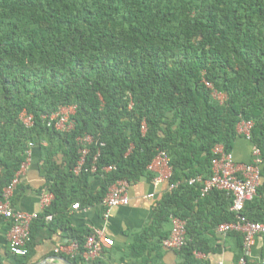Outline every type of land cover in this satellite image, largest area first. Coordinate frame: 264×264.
<instances>
[{
    "label": "trees",
    "instance_id": "1",
    "mask_svg": "<svg viewBox=\"0 0 264 264\" xmlns=\"http://www.w3.org/2000/svg\"><path fill=\"white\" fill-rule=\"evenodd\" d=\"M62 107L75 108L69 132L42 118ZM23 111L33 116L30 128L20 121ZM242 122L252 123L261 178L243 215L264 223V0H0V198L37 146L54 199L36 221L51 215L80 248L91 232L70 226L69 206L101 204L117 181L152 177L147 168L164 152L175 188L130 258L146 264L174 216L186 221L180 264H208L195 254L215 252L206 236L234 221L232 200L221 191L202 198V184L189 181L211 178L214 148L232 154ZM84 135L104 146H90L85 168L99 153L96 172L75 176L76 140ZM91 176L103 177L95 194L86 191ZM230 235L241 248V235Z\"/></svg>",
    "mask_w": 264,
    "mask_h": 264
},
{
    "label": "crops",
    "instance_id": "2",
    "mask_svg": "<svg viewBox=\"0 0 264 264\" xmlns=\"http://www.w3.org/2000/svg\"><path fill=\"white\" fill-rule=\"evenodd\" d=\"M253 152L254 148L251 142L244 135H240L235 140L232 155L237 165L252 163ZM150 173L153 175L152 177H142L137 182L130 184L127 206L113 208L109 213L106 212L102 204L80 207L79 210H73L72 205L69 206L68 219L72 228L88 230L113 240V247L106 249L102 257L99 258L106 264H142L140 260L130 258V247L136 237L152 224L155 207L170 191L168 180L171 170L169 167L163 166ZM102 185V176H91L86 191L95 194L101 190ZM45 190L49 189L41 169L40 152L37 146H33L30 150V161L21 173L19 183L12 193L11 202L14 210L29 214L40 213L42 216L45 210L41 206V198ZM219 205L216 208L217 211L220 209ZM207 208H211V206L209 205ZM58 224L59 222L51 224V222L45 221L40 223L34 221L31 224L28 264H66L64 259L75 264L63 255H57L54 252L59 246L71 241L67 232ZM205 225L206 223L202 224L200 229L206 227ZM171 228L170 220L160 232L169 234ZM8 231V221L0 218V264H24L23 257L14 256L9 252ZM230 234L219 235L216 229L215 237L208 234L206 238L215 243V252L207 255L198 253L195 255L196 259L208 264H234L237 262L241 253L239 238ZM154 242H156V238L149 240L151 246L154 245ZM146 261V264H180L181 256L179 252L166 250L161 246L152 249ZM251 261L255 264H264V236L256 238L251 251Z\"/></svg>",
    "mask_w": 264,
    "mask_h": 264
},
{
    "label": "built area",
    "instance_id": "3",
    "mask_svg": "<svg viewBox=\"0 0 264 264\" xmlns=\"http://www.w3.org/2000/svg\"><path fill=\"white\" fill-rule=\"evenodd\" d=\"M216 95V93H214ZM75 113L74 107H62L56 113L49 117H42L47 124V127H53L59 132H69L74 128L72 116ZM20 121L27 128L33 126V116L23 111L20 115ZM252 123L242 122L238 125L237 131L239 135H244L250 139V129ZM144 129V127H143ZM79 146V159L73 169L75 176H79L82 171L91 174L96 172L95 162L99 156L96 154L90 168H85L87 163V156L90 152L92 144H98L90 135H84L77 138ZM45 145V143H42ZM34 145H30V149L26 151V160L21 165L19 171L16 173L11 183L4 188L0 198V218L8 221L9 231L7 235L9 252L14 256L25 257L28 255V243L30 242L31 224L41 217L40 213H24L14 210L11 202L12 193L19 183L21 173L26 169L30 161V150ZM103 147L104 144H98ZM213 152L218 158L213 162V175L208 180L192 179L189 181L190 185L195 183L202 184L200 189V196L204 198L212 191H221L231 197L232 204L230 212L235 216L234 221L230 223H223L218 225L216 232L219 235H227L230 233H237L241 235V256L234 264H255L251 261V251L255 245L258 236H264V223H257L248 220L243 215L245 206L253 202L258 197V188L261 184L260 170L258 164L259 151L254 150L253 161L250 164L237 165L234 162L231 153L226 154L223 147L217 145ZM168 167V158L164 152H160L158 156L148 166V171H154ZM112 168H105L104 171H110ZM129 186L126 180H120L114 183L103 198L101 204L106 209V212L113 208L127 206L129 204ZM175 185H169L172 190ZM264 198V194L262 195ZM54 196L49 190L43 191L41 198V206L46 210L53 201ZM73 210H79V204L72 205ZM53 217L51 215L45 216V222H51ZM172 228L167 238L162 242V247L170 251H181L187 245L186 236V221L171 216ZM113 240L98 233H90L85 243L80 248L77 242L70 241L69 243L59 246L55 249V254L63 255L67 259L73 261L77 260L81 264H92L102 257L104 251L113 247ZM198 255V254H195ZM257 264V263H256Z\"/></svg>",
    "mask_w": 264,
    "mask_h": 264
},
{
    "label": "rangeland",
    "instance_id": "4",
    "mask_svg": "<svg viewBox=\"0 0 264 264\" xmlns=\"http://www.w3.org/2000/svg\"><path fill=\"white\" fill-rule=\"evenodd\" d=\"M214 96H215V98H216L217 100H220V101H223V100H224V95L216 94V95H214Z\"/></svg>",
    "mask_w": 264,
    "mask_h": 264
},
{
    "label": "water",
    "instance_id": "5",
    "mask_svg": "<svg viewBox=\"0 0 264 264\" xmlns=\"http://www.w3.org/2000/svg\"><path fill=\"white\" fill-rule=\"evenodd\" d=\"M64 261H65L66 264H73L72 262H70V261H68L66 259H64Z\"/></svg>",
    "mask_w": 264,
    "mask_h": 264
}]
</instances>
